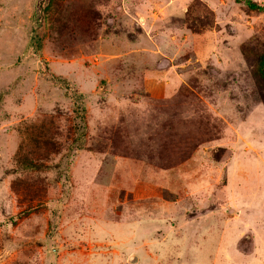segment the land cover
<instances>
[{
	"label": "rangeland",
	"instance_id": "obj_1",
	"mask_svg": "<svg viewBox=\"0 0 264 264\" xmlns=\"http://www.w3.org/2000/svg\"><path fill=\"white\" fill-rule=\"evenodd\" d=\"M244 1L0 0V264H264Z\"/></svg>",
	"mask_w": 264,
	"mask_h": 264
},
{
	"label": "trees",
	"instance_id": "obj_2",
	"mask_svg": "<svg viewBox=\"0 0 264 264\" xmlns=\"http://www.w3.org/2000/svg\"><path fill=\"white\" fill-rule=\"evenodd\" d=\"M246 8L249 11H255L256 13H264L262 7L257 6L255 3L250 1H244ZM256 77H258L262 84H264V57H261L260 60L255 65ZM262 88H264L262 86Z\"/></svg>",
	"mask_w": 264,
	"mask_h": 264
},
{
	"label": "crops",
	"instance_id": "obj_3",
	"mask_svg": "<svg viewBox=\"0 0 264 264\" xmlns=\"http://www.w3.org/2000/svg\"><path fill=\"white\" fill-rule=\"evenodd\" d=\"M235 251L240 254V255H252L254 252V245L252 243V239H251V243H248V250H241L240 248H238V246L235 247Z\"/></svg>",
	"mask_w": 264,
	"mask_h": 264
},
{
	"label": "water",
	"instance_id": "obj_4",
	"mask_svg": "<svg viewBox=\"0 0 264 264\" xmlns=\"http://www.w3.org/2000/svg\"><path fill=\"white\" fill-rule=\"evenodd\" d=\"M134 259V258H133Z\"/></svg>",
	"mask_w": 264,
	"mask_h": 264
}]
</instances>
